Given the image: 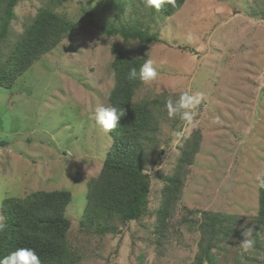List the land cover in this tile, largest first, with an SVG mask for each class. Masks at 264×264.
Masks as SVG:
<instances>
[{
  "label": "rangeland",
  "instance_id": "374dc122",
  "mask_svg": "<svg viewBox=\"0 0 264 264\" xmlns=\"http://www.w3.org/2000/svg\"><path fill=\"white\" fill-rule=\"evenodd\" d=\"M42 7L77 26L12 87H0V216L6 197L64 189L71 193L65 216L76 257L68 264H264V225L257 215V174L264 170V0H184L169 16L145 0H17L12 34H21ZM104 24L134 25L159 40L141 46L103 31ZM113 47L156 62L157 80L145 85L139 79L134 94V101H160L158 129L143 150V169L152 174L148 210L124 225L110 216V229L82 231L87 181L98 175L111 143L92 117L97 106L110 107ZM184 92L202 97L192 125L168 116V101L175 104ZM193 135L198 146L157 236L161 177L173 172ZM158 151L162 159L152 168ZM215 216L220 230L210 241L211 263L204 256L199 263ZM249 227L254 251L246 253L240 244Z\"/></svg>",
  "mask_w": 264,
  "mask_h": 264
},
{
  "label": "trees",
  "instance_id": "16d2710c",
  "mask_svg": "<svg viewBox=\"0 0 264 264\" xmlns=\"http://www.w3.org/2000/svg\"><path fill=\"white\" fill-rule=\"evenodd\" d=\"M184 0H176V5H163L161 13L169 16L178 9ZM17 0H0V87L10 88L16 78L27 70L41 55L50 51L65 36H70L76 24L53 8L38 9L21 34H12L10 23L15 14L13 8ZM103 31L119 34L124 40L137 39L140 45L159 40L156 33L136 28L134 25H122L119 28L104 24ZM12 37L13 39H10ZM6 48V49H5ZM186 48V47H183ZM111 66L114 73V84L108 101L110 107L124 109L125 115L120 118L115 131L108 133L110 146L97 176L88 179L86 203L79 222L82 231H105V221L116 216L121 224L137 220L148 210V188L152 174L143 169L144 144L151 140L158 129L157 107L160 101L141 99L134 101L136 87L139 84V69L145 62L144 56H135L122 47H113ZM137 69V78L129 79V69ZM5 141H0V146ZM198 146V139L189 137L183 144L175 161L171 174L161 177V200L155 211L156 223L154 233L160 236L165 230L167 217L172 206L177 202L182 187V169L192 162ZM162 159L160 151L151 167L158 166ZM158 177V172L153 174ZM71 201L69 190H37L23 200L6 197L2 202L4 228L0 230V260L19 248L36 251L41 264H68L75 259V249L70 248L67 232L70 219L65 210ZM258 223L264 225V187L259 186ZM193 213L194 210L185 209ZM219 217L209 222L211 237L200 244L199 263L202 258L211 263L209 254L210 241L217 228ZM221 223V222H220ZM258 227V226H257ZM217 228V229H216ZM206 228L201 227L205 236ZM222 234H227L226 229ZM203 236V238H204ZM161 238L157 239V242Z\"/></svg>",
  "mask_w": 264,
  "mask_h": 264
},
{
  "label": "clouds",
  "instance_id": "9594fccd",
  "mask_svg": "<svg viewBox=\"0 0 264 264\" xmlns=\"http://www.w3.org/2000/svg\"><path fill=\"white\" fill-rule=\"evenodd\" d=\"M147 7L154 8L156 11H161L163 5L169 4L175 7L176 0H145ZM187 41L191 43L195 37L189 33L186 37ZM155 61L151 58L146 59L140 66L139 79L145 85H150L158 78V72L155 67ZM129 79L137 78V69L132 67L128 73ZM202 97L200 95H190L188 92L181 94L179 100L173 104L171 100L167 103L168 116L170 118L179 116L180 119L187 124L192 125L195 120V110L200 105ZM124 109H117L116 107H105L103 105L97 106L94 110L96 123L106 132L111 133L116 130L120 123V118L124 116ZM257 180L260 187H264V170L257 174ZM4 218L0 216V230L4 228ZM243 227V226H242ZM253 233V228H247L242 235L245 239L241 242L240 246L246 253L254 251V241L250 238ZM0 264H41V260L36 252L28 248H19L9 255L0 260Z\"/></svg>",
  "mask_w": 264,
  "mask_h": 264
},
{
  "label": "bare ground",
  "instance_id": "6f19581e",
  "mask_svg": "<svg viewBox=\"0 0 264 264\" xmlns=\"http://www.w3.org/2000/svg\"><path fill=\"white\" fill-rule=\"evenodd\" d=\"M211 183V182H210ZM36 252V251H35Z\"/></svg>",
  "mask_w": 264,
  "mask_h": 264
}]
</instances>
